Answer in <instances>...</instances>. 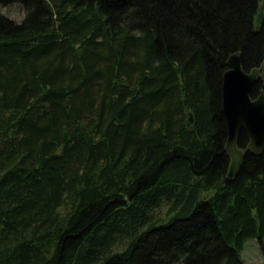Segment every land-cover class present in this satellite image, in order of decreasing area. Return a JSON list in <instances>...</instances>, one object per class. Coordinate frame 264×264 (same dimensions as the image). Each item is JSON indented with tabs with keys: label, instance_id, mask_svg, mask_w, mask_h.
I'll return each instance as SVG.
<instances>
[{
	"label": "trees",
	"instance_id": "trees-1",
	"mask_svg": "<svg viewBox=\"0 0 264 264\" xmlns=\"http://www.w3.org/2000/svg\"><path fill=\"white\" fill-rule=\"evenodd\" d=\"M12 4L20 19L0 10V264H243L245 240L264 242V151L240 131L227 177L222 75L233 52L245 69L264 59V0L0 9Z\"/></svg>",
	"mask_w": 264,
	"mask_h": 264
},
{
	"label": "water",
	"instance_id": "water-1",
	"mask_svg": "<svg viewBox=\"0 0 264 264\" xmlns=\"http://www.w3.org/2000/svg\"><path fill=\"white\" fill-rule=\"evenodd\" d=\"M263 17V6L255 15V25L259 26ZM227 69L222 75V110L227 125L224 151L230 161L227 177H233L242 165L244 151L238 146L239 132L248 136L245 150L260 154L264 151V91L252 96L256 82L264 84V59L258 66L243 67L241 51L233 52L226 61ZM188 120L193 122L192 112Z\"/></svg>",
	"mask_w": 264,
	"mask_h": 264
},
{
	"label": "rangeland",
	"instance_id": "rangeland-1",
	"mask_svg": "<svg viewBox=\"0 0 264 264\" xmlns=\"http://www.w3.org/2000/svg\"><path fill=\"white\" fill-rule=\"evenodd\" d=\"M0 10L15 19L22 17V12L16 4L2 7ZM240 257L243 264H264V242L260 243L253 237L247 238L240 251Z\"/></svg>",
	"mask_w": 264,
	"mask_h": 264
},
{
	"label": "flooded vegetation",
	"instance_id": "flooded-vegetation-1",
	"mask_svg": "<svg viewBox=\"0 0 264 264\" xmlns=\"http://www.w3.org/2000/svg\"><path fill=\"white\" fill-rule=\"evenodd\" d=\"M257 66H258V65H257ZM247 70H248V69H247ZM262 83H263V82H262ZM262 90L264 91V85H263V87L258 91V93L261 92ZM258 93H257V94H258Z\"/></svg>",
	"mask_w": 264,
	"mask_h": 264
}]
</instances>
